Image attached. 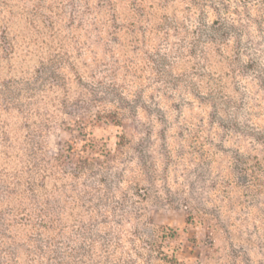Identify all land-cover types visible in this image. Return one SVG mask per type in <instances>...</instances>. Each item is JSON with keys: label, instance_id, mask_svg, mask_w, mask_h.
Returning a JSON list of instances; mask_svg holds the SVG:
<instances>
[{"label": "rangeland", "instance_id": "rangeland-1", "mask_svg": "<svg viewBox=\"0 0 264 264\" xmlns=\"http://www.w3.org/2000/svg\"><path fill=\"white\" fill-rule=\"evenodd\" d=\"M0 264H264V0H0Z\"/></svg>", "mask_w": 264, "mask_h": 264}]
</instances>
